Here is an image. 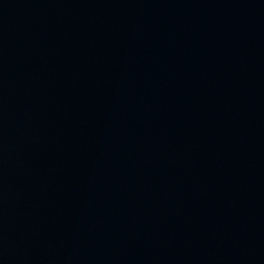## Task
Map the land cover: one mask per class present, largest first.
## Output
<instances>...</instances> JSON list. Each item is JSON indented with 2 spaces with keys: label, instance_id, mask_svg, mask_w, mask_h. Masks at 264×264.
<instances>
[{
  "label": "water",
  "instance_id": "95a60500",
  "mask_svg": "<svg viewBox=\"0 0 264 264\" xmlns=\"http://www.w3.org/2000/svg\"><path fill=\"white\" fill-rule=\"evenodd\" d=\"M6 264H264V0H0Z\"/></svg>",
  "mask_w": 264,
  "mask_h": 264
}]
</instances>
